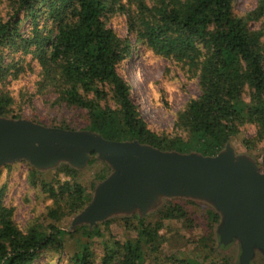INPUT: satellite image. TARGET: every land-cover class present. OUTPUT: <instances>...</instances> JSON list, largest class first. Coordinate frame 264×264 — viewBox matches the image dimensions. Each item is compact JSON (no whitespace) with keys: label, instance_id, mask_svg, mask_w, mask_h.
Listing matches in <instances>:
<instances>
[{"label":"trees","instance_id":"trees-1","mask_svg":"<svg viewBox=\"0 0 264 264\" xmlns=\"http://www.w3.org/2000/svg\"><path fill=\"white\" fill-rule=\"evenodd\" d=\"M117 16H124L134 42L108 25ZM139 46L198 79L199 95L176 113L172 133L150 127L131 83L118 71ZM31 72L38 93L49 92L54 106L78 112L80 129L104 138L215 155L250 125L254 135L241 144L252 150L264 141V0L245 13L234 8L233 0H8L5 17L0 16V116L20 118L12 114L7 85ZM53 126L77 129L64 121ZM22 162L27 164L3 166L0 176ZM90 163L100 164L98 180L110 171L94 154ZM27 166L29 183L52 201L47 223L34 219L25 228L17 225L0 185V264H36L42 256L66 251L70 264H230L217 243L220 216L207 204L167 199L143 217L118 215L92 228L66 230L57 222L91 199L77 180L81 170L67 164L48 171ZM199 220L204 233L186 240L193 244L192 253L167 257L163 246L184 239L180 230L199 227ZM172 223L178 227L171 228ZM96 243L100 252L94 250ZM258 257L252 264H264Z\"/></svg>","mask_w":264,"mask_h":264},{"label":"water","instance_id":"water-1","mask_svg":"<svg viewBox=\"0 0 264 264\" xmlns=\"http://www.w3.org/2000/svg\"><path fill=\"white\" fill-rule=\"evenodd\" d=\"M93 154L110 171L72 218V230L118 215L143 217L165 200L180 198L207 204L219 214L217 243L222 250L237 246L235 264L264 257V171L231 143L215 155L167 151L135 139L111 140L87 129L0 116V169L24 161L38 171L61 164L83 170Z\"/></svg>","mask_w":264,"mask_h":264},{"label":"rangeland","instance_id":"rangeland-1","mask_svg":"<svg viewBox=\"0 0 264 264\" xmlns=\"http://www.w3.org/2000/svg\"><path fill=\"white\" fill-rule=\"evenodd\" d=\"M256 2L257 0H233L234 8L240 13L252 10L256 6ZM7 6L8 0H0V16L5 17ZM108 25L121 37L134 42V38L127 31L124 16L111 18ZM252 26L258 27L259 24L253 23ZM32 65L35 68V73H37L38 69L35 64ZM118 71L125 80L131 83L134 101L139 105L144 118L155 131L172 133L176 113L189 99L199 95L197 77L185 75L178 65L152 52L145 51L143 46H139L135 54L123 61L119 65ZM35 73L31 72L19 79L9 80L7 89L12 94L14 102L12 114L47 126H53L64 121L80 129L79 127L83 123L78 112L54 106L52 104L54 96L50 95L49 92L44 95L37 92ZM254 132L253 126H246L232 140L231 144L237 153H246L253 157L258 162L260 169L264 171V141L252 150H246L241 144L242 138L251 137ZM99 169V163H90L78 175L77 180L86 187L88 193L92 194V188L100 181L97 178L99 177ZM0 185L5 186L3 203L13 209V219L17 225L25 228L34 219H38L39 223H47L45 211L52 201L47 198L44 192L40 191L39 187H34L29 183L27 164L18 163L9 171L5 170L0 176ZM195 208V206L190 207L192 210ZM197 213L196 215L201 216L199 210ZM73 217L74 215H71L59 220L58 226L66 230L69 229ZM199 223L201 225L193 230L189 231L186 228L180 230V236L185 234L184 239H177L178 237H176L172 242L163 246L167 257L172 254L178 255L180 251L186 254L192 253L193 244L191 242L186 243V240H196L204 233L205 223L202 220H199ZM112 227L115 230L119 229L116 224H113ZM177 227L176 224H171V228ZM67 245L71 249L74 243L70 241ZM98 245L96 243L94 246L96 252H100ZM237 250L236 245L222 250V252H227L225 256L229 259L230 264H235ZM256 258L260 259L258 256ZM36 264L70 263L66 251L61 254L49 253L46 257L42 256ZM167 264L175 263L168 261Z\"/></svg>","mask_w":264,"mask_h":264}]
</instances>
